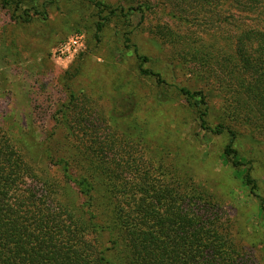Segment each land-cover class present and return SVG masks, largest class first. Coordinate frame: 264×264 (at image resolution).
<instances>
[{"label":"rangeland","instance_id":"rangeland-1","mask_svg":"<svg viewBox=\"0 0 264 264\" xmlns=\"http://www.w3.org/2000/svg\"><path fill=\"white\" fill-rule=\"evenodd\" d=\"M6 1L0 0V126L27 155L31 150L37 171L61 179L57 162L62 158L69 176L81 181L79 155L73 154L77 140L68 134L74 129L103 136L120 164L138 160L158 166L155 156L161 153L180 185L194 189L218 212L221 229L247 263L256 257L264 264V126L222 115L227 104L233 105L220 100L190 64L192 51L204 59L209 54L208 68L216 66L218 53L210 50L214 32L205 31L210 24L199 25L194 34V26L154 5L141 20L129 7L144 0ZM78 33L84 47L77 55H53ZM219 44L229 56L230 48ZM140 67L164 83L140 75ZM181 87L208 94L207 126L221 124V135L201 128L197 112L176 91ZM139 108L142 128L123 120ZM229 132L245 162L240 167L224 156ZM246 175L256 184L254 191ZM76 187L74 197L84 203L82 187Z\"/></svg>","mask_w":264,"mask_h":264},{"label":"trees","instance_id":"trees-1","mask_svg":"<svg viewBox=\"0 0 264 264\" xmlns=\"http://www.w3.org/2000/svg\"><path fill=\"white\" fill-rule=\"evenodd\" d=\"M138 3L129 11L138 12L141 20L154 5L180 24L194 26V34L199 25L210 24L205 31L214 32L210 50L218 53L216 66L208 68L209 54L204 59L192 51L190 64L202 71L220 100L233 105L227 104L222 115L264 126V0ZM199 34L205 35L204 30ZM218 42L230 48L226 58ZM138 70L164 83L159 74ZM176 91L197 112L203 130L222 134L221 124L207 126L208 94L185 87ZM140 111L123 120L142 128ZM229 133L224 156L240 167L245 162L233 148L235 134ZM68 134L77 140L73 154L79 155L75 163L82 173L80 182L69 176L62 158L57 162L61 179L40 174L31 150L27 155L24 145L0 126V264H258L256 257L247 263L221 229L218 212L194 189L180 185L161 153L155 156L158 166L152 160L120 164L112 154L115 147L100 134L84 129ZM245 181L256 189L248 175ZM76 186L82 187L84 203L74 197Z\"/></svg>","mask_w":264,"mask_h":264},{"label":"built area","instance_id":"built-area-1","mask_svg":"<svg viewBox=\"0 0 264 264\" xmlns=\"http://www.w3.org/2000/svg\"><path fill=\"white\" fill-rule=\"evenodd\" d=\"M84 47V36L82 34H74L68 37L64 42L59 44L53 55L58 59H68L71 58Z\"/></svg>","mask_w":264,"mask_h":264}]
</instances>
